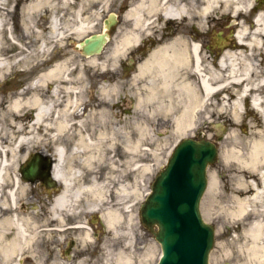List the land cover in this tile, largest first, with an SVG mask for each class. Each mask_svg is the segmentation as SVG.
I'll list each match as a JSON object with an SVG mask.
<instances>
[{"label":"bare ground","instance_id":"obj_1","mask_svg":"<svg viewBox=\"0 0 264 264\" xmlns=\"http://www.w3.org/2000/svg\"><path fill=\"white\" fill-rule=\"evenodd\" d=\"M99 1V10L106 12L107 7L113 4L115 1H119L121 4L127 0H91ZM228 3L229 0H129L128 9L125 14L126 25L124 29L118 27L116 34L121 36L119 40L113 44L111 49V57L113 58V63H116L117 59L124 53L127 48L137 43L142 37L148 35L152 30L157 31L159 25L157 22L159 19L163 21L168 20H193L197 18L195 22V29L202 30L205 29V20L213 19L212 12L218 11L222 6L223 2ZM10 0H0V78L4 76L11 67L10 60L12 58L9 56H1L3 53H11L14 47L18 48L19 52H24L26 57V62L32 63V57L36 54V48L33 45L25 46L24 40L28 41L34 33V22L36 16L42 13L46 5H50V0H19L20 5H18V10L14 11L12 8L5 10L10 6ZM64 3L66 2L63 1ZM237 3V1H235ZM19 16L20 25L23 32L26 34L16 36L14 33V26H12V16ZM80 11L77 12V19L73 25V32L77 36H83L96 32L99 28L98 20H90L80 18ZM114 19V17H113ZM166 19V20H164ZM100 20V19H99ZM235 24V22H233ZM15 25V23H14ZM127 26V27H126ZM60 24L57 18H53L50 21V31L54 36L59 38L67 37L64 36L65 32H61L63 28H60ZM162 27V25H161ZM39 32V30H38ZM39 34V41L37 43V48L39 51L45 49V41L43 37L41 38V33ZM264 35V12L259 13L255 17V24L249 27L246 23L239 26L237 32V38L240 42L244 43L245 46L254 47L262 45V40L260 35ZM248 38L249 41H245ZM216 38H214V43ZM220 45H229L231 39L223 37L221 42H217ZM188 50L185 48L179 50L176 47L175 40L173 42H167L158 46L149 56V58L140 64L138 71L140 74L147 77L148 84L151 86L156 85L157 77L164 79L166 85L165 87L170 89L174 88L178 92V96L175 100H183L182 114L176 117L174 122L178 124L180 128H186V125L192 128L196 125L199 114L203 112L205 107L208 105L209 101L213 96H217L229 86L237 85L240 89L233 91L234 101L233 103V114L235 122H239L243 117V102L246 98L248 91H253L251 94V99L255 108L262 114V126L260 129L254 130L255 137L250 140L247 138L249 143V151L243 152L239 148L247 147L246 144L240 138V133L235 131L236 138V150L229 149L226 153H223L226 161L233 160L236 166V173L232 174L234 178V186L230 199H232L233 205H222L220 208V218L223 224L226 223L230 225L231 228L238 230L237 237L229 242H222L220 248H224L225 256H234L236 253L243 262L241 264H264V67L262 70H258L260 66L254 62V58L257 57L256 53L247 54L243 49L227 48L223 51L219 59L212 60L210 56L204 55L200 47V43L196 40L192 42L190 54L191 56V69L194 75L197 77V82H189L183 80L178 81V70L181 61H184V56L188 54ZM264 54V48L262 52ZM94 58V57H92ZM14 65V63H13ZM67 65L66 63H55L47 71L41 72L36 79L30 82L29 89L30 96L26 97V101L21 97L24 93L17 95L14 100H12L6 106V112L2 115L3 117H21L22 121L26 118V113L24 115H19L18 113L26 106H35L36 116L33 126L42 122V119L48 110V105L42 101V97L35 93L38 86H43L46 80L52 79L57 85L62 78L67 79ZM192 73V74H193ZM263 76L258 79L257 76ZM178 81V82H176ZM26 89V88H25ZM111 91V90H110ZM115 91V90H114ZM149 101H152L154 97V91L150 88ZM69 92L73 95L75 89L70 86ZM250 93V92H249ZM8 101V98L4 99ZM3 100V101H4ZM1 102V100H0ZM162 102V101H160ZM161 104V103H158ZM167 108H169L172 102L168 103ZM228 104V100L225 96L221 101L219 107L224 110ZM74 101L71 100L70 106L67 109L75 108ZM15 118L14 126L18 131L24 130L25 124L27 122H21L19 119ZM115 123L117 125H105L106 123ZM106 126L104 131H101L99 137L95 134H84L80 135V142L74 147V156H83L87 148L89 151L96 150L100 145V142L96 139H107L111 138L113 133H123L120 129H115L116 126H120L118 122L114 120L113 117L109 116V119L103 123ZM32 126V127H33ZM221 127V124H218ZM110 127H112L110 129ZM31 131V130H30ZM114 131V132H113ZM2 129H0L1 137ZM31 133V132H29ZM8 135V132L6 133ZM242 135V134H241ZM11 141V139H10ZM29 141L27 135L22 134L19 136L15 143L12 145H3L0 140V186L1 183L7 178L6 168L10 164L9 155L13 154L15 156L16 147L23 145ZM118 148L116 152V159L123 163L122 159L118 158V151L124 150L128 152L129 155L133 156V165L136 169L143 166L144 169H150L151 164L139 163V157H143V153H139L140 149H145L138 142L130 143L128 142L123 146ZM148 149V148H147ZM58 162L55 167V174L62 182H64L65 191L58 195L54 200V214L58 217L57 209L71 208V201H76L75 204L80 205L81 202H85L88 214L99 213L102 216L103 222L107 224L109 229L116 235L126 237L125 247L119 250L116 257H113V261H117L118 264H131V259L128 254L129 246H131L132 237L135 235V225L136 216L133 217L130 212L132 210L131 200L137 196L139 189L138 182L139 176H137L135 186L125 182L120 175L116 179L117 186L114 188L113 199H109L107 191V186L102 184L97 178V170L92 172H85L91 175L89 180H86L84 175L81 177V170L75 169L74 167H69L66 169V156L62 147L56 148ZM88 156V159H92ZM115 155V154H114ZM111 152L108 151V147L104 150L103 164L106 163L107 158H112ZM111 163V162H110ZM86 166H93L92 162H84ZM97 165V163H95ZM122 171V168H120ZM210 185L208 189L209 197L214 198L213 190L217 187V177L213 172L209 173ZM16 185V183H15ZM112 186V185H111ZM9 188V184L7 185ZM106 188V189H105ZM1 192V191H0ZM7 201L6 204L12 203L15 198V191L13 185L6 191ZM141 202V201H140ZM139 202V203H140ZM75 205L72 204V209L75 210ZM87 218V217H86ZM61 219V218H59ZM127 223L123 226V223ZM13 223L9 217L4 221L6 226H10ZM17 237L13 243V248L15 253L22 252L26 246L31 245V240L34 238L28 229L18 222H16ZM125 227V228H124ZM78 228L84 230L88 238L90 237L89 228L83 223L78 224ZM118 228V229H117ZM234 244L236 247H233ZM3 247L0 249L2 250ZM6 254H10V250L6 249ZM212 257V256H211ZM112 261V262H113ZM17 264H20L17 262Z\"/></svg>","mask_w":264,"mask_h":264},{"label":"flooded vegetation","instance_id":"obj_2","mask_svg":"<svg viewBox=\"0 0 264 264\" xmlns=\"http://www.w3.org/2000/svg\"><path fill=\"white\" fill-rule=\"evenodd\" d=\"M50 1L51 4L46 5L42 13L36 16L37 21L41 20L43 22L41 31L46 44V65L45 67H40L35 75L31 73L32 75L25 85V88L28 90L26 97L31 95V89L28 88L30 82L36 79L41 70L47 71L55 63H62L59 59L66 52H80V46L77 44L75 36L72 35L74 33L73 25L77 18V12L80 11V18L91 20L93 19L92 17L96 16V8L99 6V1L94 2L91 0H66L65 3L63 2L65 0ZM127 1L122 3L125 5H123L124 8L120 15L124 25H126L127 20L125 18L128 9ZM183 1L186 2L187 0ZM235 1H237L235 4V28L231 36L233 38L232 43H234L233 48L243 49L247 54L256 53L257 57L254 58V62L260 66L258 70H262L263 72L264 54L256 47L250 46L247 48L244 43L238 40L237 32L239 26L243 23H246L249 27L255 24V17L259 13L264 12V0ZM112 5H109V12L112 11ZM90 6L92 7L90 8ZM97 16L100 19L98 26L100 31H103L106 27L107 14L99 12ZM53 18L58 19L60 28H63L61 32H65L64 36H67L66 39H64L65 37L59 38L51 34L50 21ZM216 20L219 19L217 18ZM159 21L166 22L163 19H159ZM168 21L171 24L169 26L165 24L164 30H152V32L142 37L137 43L127 48L121 64L119 66L116 64V67L112 68L111 71H101L100 73L88 71L84 74L83 80L77 78L73 84H71V80L62 78L56 85L54 80L49 79L46 80L43 86H38V89L35 90V93L39 94L42 97V101L48 105V110L42 122L33 126L36 116L35 106L31 104L27 106L26 131L30 140V150L25 154L22 161L14 167L13 176L10 178L7 175V178L0 186V248L3 247L2 250L0 249V264H17V262L20 264H31L34 260L31 245L23 249V254L15 253V249L13 248V243L17 238L16 222L24 225L26 229L30 228L32 226L33 212H38L41 216L46 217L43 228L48 234H44L45 239L42 244L43 260L41 264H76L79 262L81 264H103V253L106 250L111 251L114 257H116L115 254L125 247V242L123 243V241L126 238L116 235L118 233L111 231L101 219V214L90 213L87 215L88 209L85 206V202L77 210H73L71 206L70 209H57L58 217L54 214V200L65 191L64 182L58 179L55 174V167L58 162L56 148H63L67 163L69 159L73 158L74 147L80 142V135L82 133L96 135L105 130L106 126L98 125L95 117L102 113L106 114L107 120L111 116L119 124L123 122L119 127H115V129L122 130L123 133H143L146 131L152 133L170 132V119L163 114H168L172 110L171 118L181 116L183 100L176 102L175 98L180 95L178 96V92L174 88H166V83L161 77H157L159 79L153 82L156 84L154 85L155 99L151 102L155 107L162 109V115H155V126L145 129V126L128 127L126 124L128 118H132L133 123H141L144 120L142 117L133 115L138 99L133 90L134 87H130L132 80L139 75L138 68L140 64L145 62L158 46L175 40L176 47L179 50L186 48L189 52L184 56V61H181L179 64L177 79L180 82L183 80L191 82L193 80L191 69L192 55L190 54L192 42L194 40L198 41L202 53L207 57L210 56L212 60L219 59L225 47L217 42H221L223 37L230 38V34L214 28L209 29L208 22L206 29L198 30L194 29L192 20L189 19L188 21L182 19ZM18 24L20 25L18 22L17 24L15 23V26ZM211 25L213 26V23ZM116 26L117 24L109 32H112ZM66 27H69L68 29L71 28L73 31H69ZM22 35L26 36L24 32ZM28 38V42L32 41L31 37ZM214 38H216V43H214ZM261 40L262 47L264 48L263 34ZM38 41L39 39H36L34 42L38 43ZM246 41H249L248 38L244 42ZM79 66L80 63H75L72 67L77 69ZM90 66L94 67L93 63ZM75 75L80 77L79 73ZM143 77H145V82L148 83L149 79L147 80V77L144 75ZM62 82H69V87L66 90L65 83ZM70 86L75 89L73 95L69 92ZM236 89H240V87ZM66 93L71 95V97ZM167 93H173L174 98L168 97ZM71 100L74 101L76 107L67 109L70 106ZM169 102H172V104L167 108ZM148 103L151 104L150 102ZM243 110L245 121L257 127L256 129H260L262 126L261 113L255 111L246 100L243 103ZM178 111L179 113L175 114ZM172 123L174 124V122ZM236 126L240 135L245 132L244 127L242 128V120L237 122ZM245 128H247V125H245ZM38 135L40 137L34 146L33 139ZM123 157L124 153L119 150L118 158L122 159ZM31 169H33V173H30ZM103 173L105 172L99 171L98 176H102ZM84 177L86 180H89L91 175L85 173ZM8 184L9 188L13 185L15 198L12 203L6 204V191L9 189L7 188ZM9 217L13 223L10 226H6L4 221ZM80 221L89 228V238L84 230L78 228ZM83 236H85L84 238H88L87 242H81ZM107 239L108 243H106ZM6 249L10 250L9 255L6 254Z\"/></svg>","mask_w":264,"mask_h":264},{"label":"rangeland","instance_id":"obj_3","mask_svg":"<svg viewBox=\"0 0 264 264\" xmlns=\"http://www.w3.org/2000/svg\"><path fill=\"white\" fill-rule=\"evenodd\" d=\"M10 6H7L5 10H8L9 8H12L14 11L18 10V5H20L19 0H10ZM226 3L223 2L222 6L218 9L216 12H212L211 14L213 19H207L205 20V24H210L209 29H216V30H222L226 34L232 33L234 26L233 21L235 16H233L235 12V0H229ZM19 3V4H18ZM18 4V5H17ZM70 4V3H69ZM121 3L119 1H116V3L112 6L111 10L112 13H117L118 15V23L117 26L112 30L111 41L106 45L104 51L102 54L90 58L85 57L81 54V52L77 53L75 51L66 52L60 59L62 62L66 63L67 65V79L71 80V84L74 83V80L79 78L83 80L85 77L84 74L88 71H93L95 73H100L101 71L108 72L111 71L112 68L116 67V64L118 66L121 64L122 58L125 56V53L117 59L116 63L113 64L112 57H111V49L113 48V44L116 42V40L120 39V35L116 34V30L121 28V30L124 29V22H122V17L120 16L123 11V5H120ZM100 6V5H99ZM99 6L96 8V16L92 17L91 20H98V14L99 12L103 13V11L99 10ZM122 6V7H121ZM92 6H90L91 8ZM109 9V6L107 7ZM106 13V12H105ZM107 14V13H106ZM108 15V14H107ZM218 17L219 20H216ZM77 19V18H76ZM75 19V20H76ZM197 18L192 20V24L194 25ZM12 23L14 26V33L16 36L22 35L23 31L21 26L14 25V23L17 24L20 23L19 17L17 16V13H15V16H12ZM102 22V21H101ZM43 22L36 21L34 22V33L30 36L31 40L33 41H25V46L33 45L36 48V54L32 57L33 61L32 63L26 62V57L24 52H19L17 47H14L12 49L11 53H3L1 56H9L11 55L12 58L10 60L11 67L10 70L0 78V129H2L0 140L3 143V145H12V143H15L20 135L26 134V124L24 127V130L18 131L15 124V118H21V117H12L11 120L9 118L3 117L2 115L4 112H6V106L16 98L17 95H21L22 91L24 93L21 95V97L26 101V96L28 93V90L25 89V85L27 83V80L31 77V73L34 75L36 74L37 70L40 67H45L46 65V52L45 50L39 51L37 48V42H34L36 39H39V34L37 35L38 30H42ZM211 23H213V27L211 26ZM157 24L159 25L160 30H164V25L167 24L168 26L171 24L169 21L162 22L158 21ZM162 25V27H161ZM69 27H66L68 29ZM206 29V28H205ZM69 31H73L71 28L68 29ZM41 38L43 37L42 31L40 32ZM75 40L78 42L79 40H82L83 38L80 36H77L74 34ZM115 36V37H114ZM80 37V38H77ZM84 37V36H83ZM50 38V37H49ZM29 39V38H28ZM232 39V38H230ZM114 40V41H113ZM230 47V44L228 45ZM261 49V48H260ZM262 50V49H261ZM14 63V65H13ZM75 63H80V66L77 69H74L72 67ZM94 65V67L90 66V64ZM44 70H41L43 72ZM79 73L80 77H77L75 74ZM135 74V73H134ZM33 75V76H34ZM105 75V74H104ZM197 76V75H196ZM193 73V82H197V77ZM134 77V76H133ZM259 77V78H258ZM263 76H257L258 79H261ZM137 78V79H136ZM134 80L130 83V87H134L133 90L135 91V94L137 95L136 98L139 100L137 106L134 109L133 115L136 117H142L144 118L143 122L139 123H133L132 118H128L126 124L128 127L131 126H145V129L149 127H154L155 123L154 120H156L155 115H162V109L155 107L152 102L149 101L150 96V88L155 90V86H151L150 84L145 82V77H143L142 74H139L136 76ZM133 79V78H132ZM65 83V90L67 89L69 82H62ZM237 85L229 86L227 89H225L223 92L218 94L217 96H213L211 100L209 101L208 105L205 107L203 112L199 114L198 119L196 121V125L192 128L191 126L186 125V128H180L176 122L174 124L172 123L175 121L174 119L176 117H172V110H170L167 113H164L163 115L166 117H169L170 119V132L166 133H152V132H143V133H113L111 134V138L107 139H96V141L100 142L101 146H98L96 150H91L87 148L84 151V155L74 156L72 159L68 160V164L66 169H69V167H74L75 169L81 170V177L85 174V172H92L93 170H97V173L99 171H104L102 176H97L98 180L102 182V184L107 186V192L109 199H113V192L114 188L116 189L117 182L116 179L119 178L120 175H123L124 178H121L125 182L131 184V186H135L137 176H139V182H138V192L137 196L134 197L131 200L132 204V210L130 214L135 217L136 222L135 225V235L132 237L131 240V246H129L128 255L131 259V264H156L160 254H161V248L156 239L153 237L151 232L142 225L140 221V215H139V202L142 201V199H145L146 195L149 193L151 189V183L155 177V175L158 173V171L166 164L167 159L179 140H181L183 137L188 136H198L199 132L202 131L203 133H208L209 136H212L214 140L218 141L219 147H220V154L218 157L217 163L210 166L209 173L213 172L216 174L217 177V187L213 190L214 198L209 197V193H205L202 202H201V211L206 221L209 223H212L216 226V242L215 246L212 252L211 257V264H241L243 260L234 253V256L229 257L228 255L225 256L224 248H220V245L222 242H229V240H233L234 238H238V230L235 228H231L230 225L224 223L222 219L220 218V208H222V205H230L232 206V199H230V195L233 191L234 186V178L232 177L233 173H236V166L235 162L233 160L226 161V159L223 156V153H226L229 149L236 150V138H235V131H237V123L234 119L233 114V91L236 90ZM68 94V93H66ZM71 94V93H70ZM69 95V94H68ZM71 97V95H69ZM167 96L170 98H174L173 93L168 94ZM223 96H225L228 100V104L224 110H221L219 105L221 104V101L223 99ZM8 98V101H5L4 99ZM4 100V101H3ZM150 102L151 104H149ZM27 107L24 108L18 113L19 115H24L26 113ZM176 112L175 114H178ZM96 121L98 125H103L105 121H107V116L105 113H102L101 115L95 116ZM22 123L26 122V118L24 121L23 118L19 119ZM103 123H102V122ZM242 128L247 125V128H245V132H243L242 135H240V138L242 139V143L244 142L247 147L239 148V150H243V152L249 151V143L247 142V138L252 140L254 135V130H256L257 127H254L251 123L245 124V119H242ZM123 124V122H121ZM218 124H221V127L218 126ZM105 125H117L114 122L113 123H106ZM8 132V135L6 134ZM114 132V131H113ZM100 134H97L96 136L99 137ZM220 136V138L218 137ZM40 136H36L35 139H33L34 146L37 143V139ZM11 139V141H10ZM130 143H136L138 142L142 147L145 149H140L139 153H143V157L140 156L139 163H148L151 164L150 169H144L143 166L139 169L135 168V165H133V156L129 155L126 150H124L125 154L122 158L123 163L120 164V162L116 159V152L118 148H122L121 144L123 146ZM30 142L23 143V145H19L16 147V153L15 156L13 154L8 153L9 155V162L10 164L6 168L7 175L11 178L13 176L14 167L16 164L22 161V159L25 157V154L28 153L30 150L31 145ZM106 146L108 147V151L114 155L112 158H107L106 163L103 164V153L106 149ZM150 149H149V148ZM148 148V149H147ZM123 149V148H122ZM92 159H88V156H91ZM1 156V154H0ZM3 159V158H0ZM93 166H86L84 162H92ZM111 162V163H110ZM97 163V165H95ZM122 168V171L120 170ZM99 175V174H98ZM211 182V181H210ZM112 185V186H111ZM106 189V188H105ZM72 204L75 205L76 201H72ZM71 204V206H72ZM83 202L80 203V205H75V210L79 209L82 206ZM86 206V205H85ZM87 207V206H86ZM98 214V213H96ZM45 216H41L38 212H33L32 214V226L28 228V230L31 232L32 235H34V238L31 240V247H32V255L34 256V260L31 262V264H41L43 260V250H42V244L45 239L44 234H48L44 228L43 223L45 222ZM62 221V220H61ZM59 221V222H61ZM127 223H123V226H126ZM125 228V227H124ZM50 232V231H49ZM109 234V233H108ZM83 236L81 238V242H87L88 238H84ZM18 238V237H17ZM108 238V237H107ZM239 241L241 238H238ZM127 240V239H126ZM126 240L123 241V243H126ZM112 242V240H111ZM106 243H108V239L106 240ZM99 245V242H98ZM143 245V247H142ZM30 247V246H29ZM233 247H236L234 244ZM17 254H23V251L17 252ZM113 253L111 251H105L103 253V264H114L115 261H113ZM101 261V260H100ZM113 261V262H112ZM81 264V262L76 263Z\"/></svg>","mask_w":264,"mask_h":264},{"label":"water","instance_id":"obj_4","mask_svg":"<svg viewBox=\"0 0 264 264\" xmlns=\"http://www.w3.org/2000/svg\"><path fill=\"white\" fill-rule=\"evenodd\" d=\"M106 40L104 34L86 38L83 53H101ZM218 154L210 140L185 138L152 183L140 219L161 244L158 264H210L216 229L204 220L200 204L208 186V167Z\"/></svg>","mask_w":264,"mask_h":264}]
</instances>
